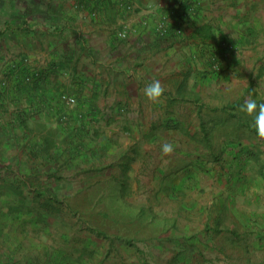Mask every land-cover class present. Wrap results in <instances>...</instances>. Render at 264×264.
<instances>
[{
  "label": "crops",
  "instance_id": "0c3cea01",
  "mask_svg": "<svg viewBox=\"0 0 264 264\" xmlns=\"http://www.w3.org/2000/svg\"><path fill=\"white\" fill-rule=\"evenodd\" d=\"M44 1L0 29L8 39L0 41V79L8 78L0 92V176L7 188L28 197L118 188L149 229L114 236L121 247L107 264L119 256L123 264H264V139L240 111L247 97L264 102V45L256 40L264 9L252 7L259 0H133L141 9L132 11L120 0L84 8L73 6L82 0L59 8ZM174 6L183 7L187 27L175 20L172 30L176 22L184 33L161 35L157 20ZM125 26L129 37L118 36ZM207 27L245 48L223 58L220 72L207 63V49L218 44L203 40ZM24 75L33 82L23 84ZM245 75L251 87L243 90ZM152 80L166 89L159 103L143 93ZM62 93L77 102L67 104ZM65 110L74 121L62 118ZM165 142L175 146L170 156L162 154ZM16 217L0 218V264H66V248L18 243L37 237L9 230Z\"/></svg>",
  "mask_w": 264,
  "mask_h": 264
},
{
  "label": "rangeland",
  "instance_id": "374dc122",
  "mask_svg": "<svg viewBox=\"0 0 264 264\" xmlns=\"http://www.w3.org/2000/svg\"><path fill=\"white\" fill-rule=\"evenodd\" d=\"M36 5L34 4L35 2ZM56 7H63L65 0H51ZM101 0H82V2H74L73 6L77 8H84L88 6L89 2L91 5H97ZM122 7L126 10L132 11L135 9H141L140 5L133 0H120ZM47 2L44 0H0V29L4 27H11L9 25L17 24L21 20L23 14H27L30 8H41ZM248 4L250 2H247ZM120 5V6H121ZM257 11L264 9V0H259L252 6ZM176 6L169 7L164 10L160 15V18L156 23V30L161 35H171V34H182L183 27H187V21H183L185 17V11H183ZM249 12V11H248ZM33 11L30 10L28 14H32ZM183 13V15H182ZM259 13V12H258ZM165 15H168V22L166 30L162 31L160 29V23L164 19ZM250 17H257L256 15ZM175 20H180L183 25H178L175 22V29L172 30V22ZM258 21V18H257ZM183 26V27H182ZM264 27V26H262ZM122 28V27H121ZM8 29V28H7ZM260 30L259 36L256 37V40L264 45V32ZM172 30V31H171ZM121 32H126V36H121ZM118 36L129 37L130 29L125 26L123 29L117 32ZM247 34L248 42H250V35ZM202 37V35H200ZM204 41L211 39H218L216 36L213 38L203 37ZM8 40L5 38V35L0 36V41ZM9 45V44H8ZM242 47V48H241ZM239 46L235 40L229 41L225 36H219L218 44L216 47L211 50L207 49V63L209 68L215 72H220L224 68L223 58L231 57L236 54V52L242 53L245 48ZM248 49V48H246ZM5 48L3 49L4 52ZM9 52H4V55H9L11 52V46L9 45ZM15 66V64H13ZM16 67V66H15ZM6 76V75H5ZM3 75V79H0V92L2 89H6L8 83V78ZM249 75H245L243 84L240 86V89L245 90L246 88L251 87V81L246 85V79L248 81ZM23 84L33 82L31 75L23 76ZM264 83V78L261 81ZM233 91H228V104H231L232 98L236 92L237 88L233 87ZM242 93V92H241ZM218 105L224 103L223 96L219 93L214 96ZM237 97H240L237 96ZM249 99V97H247ZM1 101V98H0ZM236 101V100H235ZM1 103V102H0ZM220 103V104H219ZM69 109H71L69 107ZM66 111V110H65ZM63 112L62 118L66 121H74L73 114ZM1 114V112H0ZM2 115V114H1ZM24 153V152H23ZM9 185L6 184V180L0 176V218L7 215H17L14 218L12 226L10 229H14L15 232L22 233H31L33 232L34 238L29 241L25 240H15L20 244L29 243H49L51 244L52 250L55 253H58L56 248L59 247L66 248L69 250L67 256L62 257L61 261L67 260L66 264H107L108 256L113 252V250L118 251V247H121L116 241H114V236H127L131 238L132 236L136 237L137 233L144 232L149 229L148 225L144 222L143 214L139 216L138 208H133L127 202H125L124 193L117 191L113 186H103L100 191L78 193L71 191L67 193L64 189L59 190L58 194L49 193L44 191L42 195L38 193H13L9 188ZM112 188L114 190H112ZM70 191V190H69ZM40 193V192H39ZM25 197V198H23ZM44 197H52L56 199L55 202H65L63 209L55 208L49 202L44 201ZM33 201L34 205H27V203H22L19 200ZM51 202H54L50 200ZM14 203L15 208L13 210L6 208L10 203ZM58 204V203H57ZM68 204V206H67ZM52 205V206H50ZM137 211V213H136ZM152 215V214H151ZM29 218V219H28ZM6 219H13L9 216ZM28 219V220H26ZM97 235V238L93 236ZM40 235H44L43 237ZM17 237V236H16ZM111 238V239H110ZM45 245V246H46ZM134 246V244H130ZM36 247V246H35ZM99 248L96 252H93V249ZM76 255V256H75ZM120 257V258H119ZM117 257L116 264H123V259L121 256ZM138 257V256H137ZM65 258V259H64ZM121 261V262H120ZM112 261L109 260V263Z\"/></svg>",
  "mask_w": 264,
  "mask_h": 264
},
{
  "label": "clouds",
  "instance_id": "9594fccd",
  "mask_svg": "<svg viewBox=\"0 0 264 264\" xmlns=\"http://www.w3.org/2000/svg\"><path fill=\"white\" fill-rule=\"evenodd\" d=\"M165 87L159 80H152L144 87L143 93L152 103L162 101L165 94ZM240 111L253 118V124L257 136L264 139V102H257L256 99L249 98L240 106ZM162 154L170 156L175 151L172 143L165 142L161 145Z\"/></svg>",
  "mask_w": 264,
  "mask_h": 264
},
{
  "label": "built area",
  "instance_id": "2783aa9c",
  "mask_svg": "<svg viewBox=\"0 0 264 264\" xmlns=\"http://www.w3.org/2000/svg\"><path fill=\"white\" fill-rule=\"evenodd\" d=\"M168 15H165L164 19L160 23V29L162 31L166 30L167 28V22H168ZM121 36H126V32H121ZM62 101L66 102L67 104H75L77 102V98L74 95H71L69 93H62L61 95Z\"/></svg>",
  "mask_w": 264,
  "mask_h": 264
},
{
  "label": "trees",
  "instance_id": "16d2710c",
  "mask_svg": "<svg viewBox=\"0 0 264 264\" xmlns=\"http://www.w3.org/2000/svg\"><path fill=\"white\" fill-rule=\"evenodd\" d=\"M205 28H203V30H204ZM198 31H200V30H198ZM204 32V36L205 37H209V38H213V37H215V34L214 33H212V31L210 30V28L209 27H207V29L205 30V31H203ZM39 195H42L43 193L41 192V193H38Z\"/></svg>",
  "mask_w": 264,
  "mask_h": 264
}]
</instances>
